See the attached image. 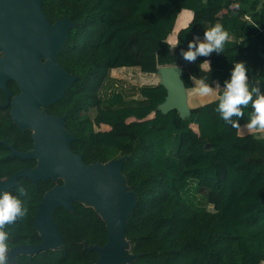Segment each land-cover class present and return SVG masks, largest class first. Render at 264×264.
<instances>
[{
    "label": "trees",
    "instance_id": "1",
    "mask_svg": "<svg viewBox=\"0 0 264 264\" xmlns=\"http://www.w3.org/2000/svg\"><path fill=\"white\" fill-rule=\"evenodd\" d=\"M179 2L190 4V0H42L50 22L68 17L75 23L56 56L75 79L45 109L64 116V127L74 136L70 149L86 164L126 157L122 173L136 196L125 236L137 257L128 264H261L264 137L238 133L248 122L251 106L243 109L242 119L232 118L238 126L221 118L217 99L191 108L186 117L176 109L163 113L157 109L166 96L162 84H143L127 92L110 74L120 66L155 73L161 65H180L186 89L192 87L191 76L208 77L209 85L216 80L223 86L234 62L240 61L247 68L249 86L264 92L263 34L242 44L227 40L224 52L197 57L195 63L181 55L195 34L203 35L209 28L207 24L233 30L245 12L231 8L230 0H202L188 25L177 32L179 44L172 48L167 36ZM220 10L226 14L217 19ZM204 60H209L210 72L201 68ZM6 87L12 95L19 93L12 79ZM4 101L0 89V180L36 164L35 159L9 155V145L26 151L33 139L31 130H21L13 122L10 104L3 105ZM191 123L197 125L196 133ZM100 124L110 129L96 130ZM219 149L227 152L230 162L221 159ZM17 183L9 191L20 198L27 214L5 226L9 249L41 242L34 216L44 193L61 185L62 179L38 180L36 187L30 178L20 176ZM71 205L72 209L58 206L51 214L61 235L60 246L9 256L8 264L94 263L96 251L85 246L106 243L105 222L93 207L78 201Z\"/></svg>",
    "mask_w": 264,
    "mask_h": 264
},
{
    "label": "water",
    "instance_id": "2",
    "mask_svg": "<svg viewBox=\"0 0 264 264\" xmlns=\"http://www.w3.org/2000/svg\"><path fill=\"white\" fill-rule=\"evenodd\" d=\"M42 0H0V89L5 93L3 105L10 104L9 114L21 129L31 130L32 148L19 151L9 145L10 156L35 159L31 168H20L0 180V190L17 186V178L28 177L37 187L38 180L62 179L61 185L47 190L34 216L41 236L37 245H17L8 257L19 253L33 254L61 245V235L51 214L58 206L72 209L73 201L91 206L101 216L107 229L104 245H86L95 250L92 264H128L137 254L127 250L125 236L128 216L135 203L134 191L122 173L125 156L107 162L86 164L81 154L70 149L74 136L64 127V116L48 114L45 106L59 100L75 76L68 73L56 56L62 49L68 30L75 25L68 17L50 22L41 8ZM43 59V60H42ZM159 84L166 96L157 109L165 113L176 109L181 117L190 113L180 65L157 68ZM14 80L19 93L12 95L7 80ZM94 203V205L90 203ZM87 264V263H78Z\"/></svg>",
    "mask_w": 264,
    "mask_h": 264
},
{
    "label": "clouds",
    "instance_id": "3",
    "mask_svg": "<svg viewBox=\"0 0 264 264\" xmlns=\"http://www.w3.org/2000/svg\"><path fill=\"white\" fill-rule=\"evenodd\" d=\"M227 33L219 23L213 24L203 32V38L195 37L188 42L187 50H181V55L189 63H195L197 57H208L212 53L224 52ZM179 39L174 43V48ZM211 71L208 60L201 64ZM194 91L201 97L215 95L218 101L216 111L221 118L233 126H238L233 117L243 118L244 108L251 106L248 114L246 128L249 131H264V92L258 86H249L247 68L243 62L236 61L231 69L230 76L224 81L223 87L218 82L215 86L209 85L208 77L196 78L191 76ZM21 195H26L23 188L19 189ZM27 214V208L18 196L10 191L0 190V264H8L9 233L5 231L6 225H11Z\"/></svg>",
    "mask_w": 264,
    "mask_h": 264
},
{
    "label": "crops",
    "instance_id": "4",
    "mask_svg": "<svg viewBox=\"0 0 264 264\" xmlns=\"http://www.w3.org/2000/svg\"><path fill=\"white\" fill-rule=\"evenodd\" d=\"M179 1V0H178ZM202 0H190L189 5H183L179 2L181 5V8L179 12L177 13L174 26L172 31L167 36V41L171 44V46L174 45L176 42V35L177 32L188 25L190 20L194 17L195 12L200 9V4ZM230 7L231 8H240L242 9L245 14L240 17L234 27L233 30H225L227 33V40L229 41H239L240 44L244 42H248L251 36H259L260 34L264 35V0H245L244 2L240 0H230ZM226 14V10H220L216 14V18L220 19L224 17ZM251 14H255L254 16H251ZM208 27H211V24H207ZM195 37L203 38V35L195 34ZM264 38V37H263ZM209 61V60H208ZM163 66V65H161ZM122 68H133V66H120ZM159 67V66H158ZM117 68V67H116ZM137 68V67H135ZM201 68L204 70H207V67L204 65H201ZM138 69V68H137ZM139 70V69H138ZM142 73V72H141ZM146 76V78L151 75V79L156 80H145L148 82H145L146 84H157L160 81V75L158 72L155 73H143ZM217 81L215 80L212 84V86H215V83ZM221 86V85H220ZM223 87V86H221ZM216 99L215 95L207 96V97H201L194 91V83L192 81V87L189 89H186V100L188 107L191 109L193 107L200 106L204 103L210 102L212 100ZM153 113H150L148 117H152ZM131 120V118H129ZM192 131L194 133L197 132V125L195 123L190 124ZM100 130H109L110 126L106 124H100ZM191 133V141H194L196 139V136ZM238 133L240 135H246V134H256L257 136L264 137V131H249L246 128V124H243L239 127ZM221 159L225 162H230V157L227 154L225 150L219 149L218 152Z\"/></svg>",
    "mask_w": 264,
    "mask_h": 264
},
{
    "label": "rangeland",
    "instance_id": "5",
    "mask_svg": "<svg viewBox=\"0 0 264 264\" xmlns=\"http://www.w3.org/2000/svg\"><path fill=\"white\" fill-rule=\"evenodd\" d=\"M0 55H2V51L0 50ZM43 60V59H42ZM110 74L113 78H115L116 83L118 85L124 86L125 90L129 92L132 87H138L140 85L146 84L145 80H150L151 75H149L147 78L145 74L141 73L137 68L131 67V68H122V67H115L110 71ZM156 80V79H151ZM137 95H134L133 97H127V98H134ZM89 114L93 115L94 110H89ZM96 130H100V127H98ZM210 207V206H209ZM127 250L130 251V245L127 244ZM261 264H264V261H262Z\"/></svg>",
    "mask_w": 264,
    "mask_h": 264
},
{
    "label": "bare ground",
    "instance_id": "6",
    "mask_svg": "<svg viewBox=\"0 0 264 264\" xmlns=\"http://www.w3.org/2000/svg\"><path fill=\"white\" fill-rule=\"evenodd\" d=\"M90 204L94 205V203H92V202Z\"/></svg>",
    "mask_w": 264,
    "mask_h": 264
}]
</instances>
